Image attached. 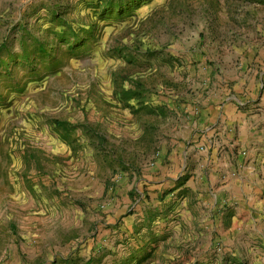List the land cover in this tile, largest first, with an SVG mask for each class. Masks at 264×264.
<instances>
[{
    "label": "rangeland",
    "instance_id": "obj_1",
    "mask_svg": "<svg viewBox=\"0 0 264 264\" xmlns=\"http://www.w3.org/2000/svg\"><path fill=\"white\" fill-rule=\"evenodd\" d=\"M261 73L264 0H0V264H264V181L218 201L236 226L179 229L174 143Z\"/></svg>",
    "mask_w": 264,
    "mask_h": 264
},
{
    "label": "crops",
    "instance_id": "obj_2",
    "mask_svg": "<svg viewBox=\"0 0 264 264\" xmlns=\"http://www.w3.org/2000/svg\"><path fill=\"white\" fill-rule=\"evenodd\" d=\"M263 87L261 84L260 88ZM217 98L203 100L196 112H189V116L196 114V120L189 118L174 142L179 145L182 172L188 176L182 186L187 196L177 224L179 229L183 227L197 236L203 229L213 230L220 220L231 227L242 222L238 213L231 220H223L227 210L221 211L218 201L233 189L239 192V199L252 200L256 185L264 181V88L248 95L234 91L226 102ZM245 151L249 162L238 182L233 183L228 176L231 159L235 155L240 158ZM175 152L172 150L170 155ZM151 181L158 189L168 182L164 175ZM192 196L195 202H191ZM253 223L256 225L255 220Z\"/></svg>",
    "mask_w": 264,
    "mask_h": 264
},
{
    "label": "trees",
    "instance_id": "obj_3",
    "mask_svg": "<svg viewBox=\"0 0 264 264\" xmlns=\"http://www.w3.org/2000/svg\"><path fill=\"white\" fill-rule=\"evenodd\" d=\"M72 34L74 36H77V34H75V32L72 33ZM40 49H41V51H42L43 54L50 55L51 53H53V52L56 53L59 50V45H55L54 47L49 48V42H46V43H44V44H42L40 46Z\"/></svg>",
    "mask_w": 264,
    "mask_h": 264
}]
</instances>
